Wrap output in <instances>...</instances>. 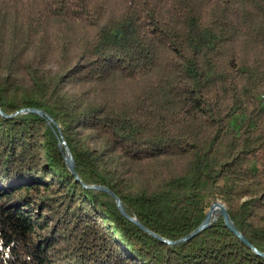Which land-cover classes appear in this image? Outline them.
<instances>
[{
	"label": "trees",
	"instance_id": "16d2710c",
	"mask_svg": "<svg viewBox=\"0 0 264 264\" xmlns=\"http://www.w3.org/2000/svg\"><path fill=\"white\" fill-rule=\"evenodd\" d=\"M0 108V264H264L90 187L264 253V0H0Z\"/></svg>",
	"mask_w": 264,
	"mask_h": 264
},
{
	"label": "water",
	"instance_id": "95a60500",
	"mask_svg": "<svg viewBox=\"0 0 264 264\" xmlns=\"http://www.w3.org/2000/svg\"><path fill=\"white\" fill-rule=\"evenodd\" d=\"M0 113L5 116V117H14L17 114L20 113H36L40 116H46L51 123H53L55 126H57L59 128V126L57 125V123L51 118L50 115H48L47 113H45L42 110L39 109H35V108H25V109H21L19 111H16L15 113L11 114V115H7L5 114L2 109L0 108ZM60 135H62V132H59ZM59 147L61 149H64V154H65V161L66 164L68 166V168L70 169V171L72 172V174L77 178L80 179L79 175L77 174L76 171V163L75 160L72 156V153L69 149V147L67 146L65 141H62V143L59 145ZM91 188L97 189V190H101V191H105L107 193H109L112 197L115 198L117 206L119 208V210L121 211V213L126 216L129 220H131L133 223H135L136 225H138L142 230H144L145 232H148L149 234H151L152 236L160 239L161 241L167 243V244H171V245H175V244H179L181 242H185V241H189L190 239H192L193 237H195L198 233L202 232L203 230H205L206 228H208L209 226L212 225V223L217 219V215L220 214L223 219H224V223L225 225L245 244H247L249 247L252 248V250L257 253L258 255L264 257V253L260 252L256 247H254L245 237L244 235L237 229L235 223L233 222V220L231 219L227 207L226 205L222 202V201H215L213 202L209 208L206 211V217L204 219V221L201 223V225L199 227H197L193 232H191L189 235L176 240V241H171V240H167L164 239L162 237H160L159 235L155 234L154 232L150 231L149 229H147L141 222H139V220H137L136 218H133L131 216H129L126 212V210L124 209L121 200L107 187L104 186H99V185H93L90 186ZM217 209V215L213 214V210Z\"/></svg>",
	"mask_w": 264,
	"mask_h": 264
},
{
	"label": "rangeland",
	"instance_id": "374dc122",
	"mask_svg": "<svg viewBox=\"0 0 264 264\" xmlns=\"http://www.w3.org/2000/svg\"><path fill=\"white\" fill-rule=\"evenodd\" d=\"M21 114V113H20ZM18 115V114H17ZM42 117H45V118H47L46 116H42ZM48 119V118H47ZM49 120V119H48ZM49 125L51 126V127H53L54 126V124L53 123H51V121L49 120ZM59 126V125H58ZM58 128V127H57ZM58 130H59V132L61 131L60 130V128H58ZM62 143V142H61Z\"/></svg>",
	"mask_w": 264,
	"mask_h": 264
},
{
	"label": "bare ground",
	"instance_id": "6f19581e",
	"mask_svg": "<svg viewBox=\"0 0 264 264\" xmlns=\"http://www.w3.org/2000/svg\"><path fill=\"white\" fill-rule=\"evenodd\" d=\"M213 214H214V215H217V209H214V210H213Z\"/></svg>",
	"mask_w": 264,
	"mask_h": 264
}]
</instances>
